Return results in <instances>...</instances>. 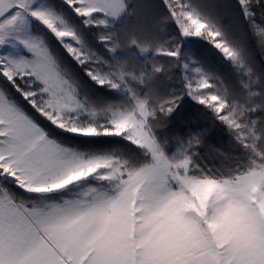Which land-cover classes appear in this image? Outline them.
I'll return each mask as SVG.
<instances>
[{
    "label": "rangeland",
    "instance_id": "1",
    "mask_svg": "<svg viewBox=\"0 0 264 264\" xmlns=\"http://www.w3.org/2000/svg\"><path fill=\"white\" fill-rule=\"evenodd\" d=\"M60 1L86 26L109 27L125 11L123 0ZM166 3L183 36L208 39L242 65L186 3ZM52 5L0 0V78L54 127L123 137L146 150L151 161L131 170L112 154L62 146L0 88V178L38 196L16 199L0 182V263L92 264L99 257L109 264H264V167L220 179L192 176L187 159L163 153L147 127V104L133 93L130 111L98 114L87 107L53 57L49 38L86 65L95 83L123 93L133 80L108 66L89 68V50ZM182 70L188 94L244 138V124L199 66L186 59ZM254 141L249 148L257 158ZM65 189L77 194L56 199Z\"/></svg>",
    "mask_w": 264,
    "mask_h": 264
},
{
    "label": "trees",
    "instance_id": "2",
    "mask_svg": "<svg viewBox=\"0 0 264 264\" xmlns=\"http://www.w3.org/2000/svg\"><path fill=\"white\" fill-rule=\"evenodd\" d=\"M124 13L109 27L86 26L60 0L52 6L75 28L97 65L121 70L133 81L128 91L99 85L54 38L47 40L62 73L75 87L79 99L97 112L131 110L130 95L145 101L150 111L147 127L168 157L187 159L192 176L220 179L264 167V0H181L218 31L238 54V67L210 40L183 36L172 20L166 0H123ZM192 59L208 82L233 110L244 138L211 106L194 100L187 92L182 64ZM9 99L39 125L45 135L62 146L83 154H112L135 170L150 163L146 150L120 136H85L60 130L44 120L0 78ZM240 130V129H239ZM240 136V137H239ZM255 138L253 157L249 142ZM1 185L18 199H38L0 178ZM77 194V193H76ZM75 193L67 189L58 200ZM51 195V196H55Z\"/></svg>",
    "mask_w": 264,
    "mask_h": 264
},
{
    "label": "crops",
    "instance_id": "3",
    "mask_svg": "<svg viewBox=\"0 0 264 264\" xmlns=\"http://www.w3.org/2000/svg\"><path fill=\"white\" fill-rule=\"evenodd\" d=\"M78 198V197H77ZM81 197H79L80 199ZM74 200V199H73ZM77 200V199H76ZM97 257V255L95 256V258ZM5 262H1L0 264H4ZM85 263H89V259L85 262ZM92 264H109L108 262L102 261L99 257L97 258V260H95Z\"/></svg>",
    "mask_w": 264,
    "mask_h": 264
}]
</instances>
